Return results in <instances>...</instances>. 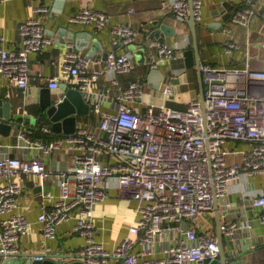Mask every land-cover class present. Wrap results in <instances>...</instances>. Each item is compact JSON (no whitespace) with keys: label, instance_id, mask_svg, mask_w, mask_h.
I'll use <instances>...</instances> for the list:
<instances>
[{"label":"built area","instance_id":"obj_1","mask_svg":"<svg viewBox=\"0 0 264 264\" xmlns=\"http://www.w3.org/2000/svg\"><path fill=\"white\" fill-rule=\"evenodd\" d=\"M246 0L244 9L233 16L232 26L249 28L256 13ZM166 6V1L163 2ZM191 7L195 20L203 19V0H173L171 10L183 23L189 21ZM51 8L40 4L33 16L19 25L22 46L7 49L0 36V73L26 91L31 78V55L44 51L52 40L42 15ZM72 23L93 25L98 31L111 30L112 48L107 60L85 54L67 43L62 73L49 81L58 88L61 78L76 79V84L98 116V122L81 126L73 135H63L54 141L33 140L23 125L18 139L25 149H41L53 154L67 146L73 160L68 172H59L60 193L51 209H43L38 221L46 238L57 236L58 227L76 219L73 231L86 239L75 255L86 264H106L115 259L119 264H208L220 255L218 237L205 225L206 215L214 217L215 199L227 196L231 182L243 174H264V70L248 62L242 66H209L202 64L205 84L204 109L199 98L192 99L186 110H177L155 103L145 105L143 84L130 81L127 87L119 82L118 74L133 72L137 59L128 49L135 44L145 48V63L151 69L179 58L176 47L165 39L139 45V33L129 23L111 26V15L86 6L71 17ZM225 26L229 34L227 51L240 50L234 28ZM248 48L252 46L247 40ZM248 60L249 50L244 53ZM104 64L105 67H101ZM116 94L109 90H93V83L108 73ZM163 95H175L174 86L166 82ZM140 104L141 106H139ZM104 105L109 110L104 109ZM42 131L52 134L48 126ZM248 144V149L232 151L233 142ZM243 154L241 161H231L230 154ZM107 157L106 158H103ZM46 162L40 157L17 158L9 155L0 161V256L15 257L21 236L29 234L31 224L24 214L16 213L22 191L21 175H33L42 181L48 178ZM111 188L139 202L136 216L130 224V234L107 249L97 240L94 221L96 206L109 197ZM251 209L262 210L257 219L264 223V191L247 195ZM231 202H227V207ZM210 224V221L208 222ZM248 223L222 221L226 246L238 255L236 244L240 232ZM250 239L252 237L250 236ZM51 251L35 255L36 260L49 257ZM0 264H5L4 262Z\"/></svg>","mask_w":264,"mask_h":264},{"label":"crops","instance_id":"obj_2","mask_svg":"<svg viewBox=\"0 0 264 264\" xmlns=\"http://www.w3.org/2000/svg\"><path fill=\"white\" fill-rule=\"evenodd\" d=\"M164 1L167 3L166 6L163 5ZM172 2L173 0H0V36L3 37V45L7 49L16 50L22 46L19 25L34 15L35 6L43 4L52 10V14L41 16L52 44L44 51L31 55L29 89L26 91L0 73V99L11 103L12 117L19 114L23 116L15 121L20 126L14 129L10 136L0 133V161L6 155L17 158L40 157L45 160L50 175L43 181L33 175L23 174L20 177L22 191L15 212L24 214L31 224L30 233L21 236L19 242V251L22 253L40 255L45 251H51L50 255L58 252L75 255L86 244V239L73 231L76 219L62 223L57 229V236L53 239L44 236L41 223L38 221L39 213L43 209H51L60 196L59 178L55 177L56 174L68 172L73 164L67 146L60 147L53 154H45L38 148H23L20 144L24 141L18 139L19 130L23 125L27 126L31 133L33 129H37V126L43 127L44 125L53 131L52 124L48 121L41 104L45 88H50L51 97L57 100L65 95L63 84L69 88H79L74 78H61L58 88L53 89L49 86L50 79L62 73L61 66L68 42H73L75 47H81L85 54H91L104 61L105 53L113 49L110 28L98 31L93 25L72 23L71 17L82 7L93 6L111 15V26L129 23L139 33V45H147L154 42L156 38H163L176 47L179 58L167 64L163 63L160 69H151L145 62L141 64L137 61V68L133 72L117 76L123 87H127L130 81L143 84L145 91L143 109L145 105L155 103L156 110H159L160 105L165 104L182 111L188 108L192 99H200L201 83L196 66L189 67L185 59V51L193 47L192 28L188 22L183 23L173 13ZM245 5L246 0H203V19L198 22L201 64L213 67H236L248 62L251 67L264 70V0H255L252 3L256 13L249 28L240 24L233 27L231 23L234 14L244 9ZM162 24L175 28V33L168 34L163 31L162 34L154 37V31ZM225 26L234 28V37L242 45L240 50L235 51V55L227 51L225 41L229 34ZM63 32L67 36L71 33V38L64 36ZM83 32H87L88 37H81L82 40H78V34ZM247 40H250L252 44L250 48L246 45ZM247 50H249L248 60L244 57ZM135 58L137 59L136 56ZM101 67H105L104 64H101ZM152 70L160 71L162 76H151ZM114 75L115 73L110 72L101 76L93 83L92 89L110 90L113 95L116 94L110 81ZM166 82L174 86L175 95L170 98L162 93ZM104 109L109 110V107L104 105ZM10 120L13 121V118ZM77 122V128L89 126L98 122V116L91 110L89 115L78 116ZM55 133L53 131L52 134ZM41 134L45 136L47 133ZM56 134H58L55 137L56 140L63 136ZM42 139L47 142L55 140ZM248 147V144L238 141L228 145L230 152L235 150L241 152ZM230 157H232L231 161L238 162L243 159V154L231 153ZM103 158L107 159L104 156ZM227 191V196L218 201L222 221L236 220L248 223L245 231L240 232L238 245H235L238 255L240 254V258L245 260V264H264V223L257 219L262 210L251 209L247 196L264 191V174L259 173L252 176L245 173L237 182H231ZM228 201L231 202L230 207H227ZM139 205V202L127 198L119 189L111 188L109 197L100 202L94 211V221L99 231L97 240L103 242L107 249L113 250L117 242L130 234L129 227L136 216V209ZM208 225L218 236L215 216ZM231 249L232 246L229 247V250ZM106 264L119 263L112 259Z\"/></svg>","mask_w":264,"mask_h":264},{"label":"water","instance_id":"obj_3","mask_svg":"<svg viewBox=\"0 0 264 264\" xmlns=\"http://www.w3.org/2000/svg\"><path fill=\"white\" fill-rule=\"evenodd\" d=\"M64 1V0H62ZM192 5V0H190ZM190 28H192L193 42L192 48L185 51L186 64L189 67L196 66L199 82L201 83V101L203 102L204 109L206 105L205 100V90L204 82L202 75V64L200 60V46L198 40V22L195 20L194 13L191 7V15L188 21ZM163 31H166L168 34L175 33L176 29L170 27L166 24H162L159 28L154 31L153 36L162 34ZM63 35L71 38L72 34ZM70 35V36H69ZM74 36V35H73ZM81 37H88L87 32L79 33L78 40H82ZM74 47L73 42H69ZM144 45V44H143ZM142 45V46H143ZM78 50H81V47H75ZM130 51L134 53L137 57L138 63L144 64L145 62V48H138L135 44L129 45ZM109 51L105 53V60L108 58ZM161 75L160 71L152 70L151 76ZM159 87V85H157ZM65 90V95L62 99L57 100L53 99L50 95V88H45L42 94L41 104L42 109L45 112L47 119L51 122L54 133H59L61 135H73L77 130L78 125V116L89 115L91 112V104L87 102L84 97V93L80 88H69L66 84H63ZM12 105L9 102H4L3 99H0V133L4 136H10L14 129H18L20 124L15 123L19 118H22V115L11 116ZM13 118V121L10 119ZM215 221L216 228L218 231V246H220V259H214L209 262V264H245V260L240 258L239 255H234L228 250L226 246L225 238L221 229V210H219L218 199H215ZM230 254H229V253ZM4 262L5 264H86L83 258L79 255H71L64 253H56L50 255L49 257L43 260H36L34 254H25L21 253L15 257H10L4 259L0 256V263Z\"/></svg>","mask_w":264,"mask_h":264},{"label":"trees","instance_id":"obj_4","mask_svg":"<svg viewBox=\"0 0 264 264\" xmlns=\"http://www.w3.org/2000/svg\"><path fill=\"white\" fill-rule=\"evenodd\" d=\"M41 128H42V126H37V129H33V131H32V133H31V131H30V137H31V139H37V138H44L45 140H53V139H55V137H57L58 136V134H44L45 136H43L41 133H43L42 131H41Z\"/></svg>","mask_w":264,"mask_h":264},{"label":"rangeland","instance_id":"obj_5","mask_svg":"<svg viewBox=\"0 0 264 264\" xmlns=\"http://www.w3.org/2000/svg\"><path fill=\"white\" fill-rule=\"evenodd\" d=\"M257 51V50H256ZM232 157H230L231 159ZM206 218H207V221L204 222L205 225L208 224V221H211L212 220V217H210L209 215H206Z\"/></svg>","mask_w":264,"mask_h":264}]
</instances>
